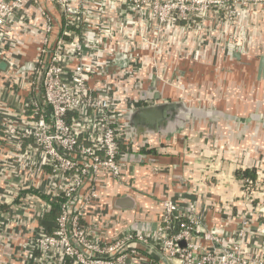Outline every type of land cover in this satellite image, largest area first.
Segmentation results:
<instances>
[{
	"label": "built area",
	"instance_id": "2783aa9c",
	"mask_svg": "<svg viewBox=\"0 0 264 264\" xmlns=\"http://www.w3.org/2000/svg\"><path fill=\"white\" fill-rule=\"evenodd\" d=\"M248 3L0 0V65H6L10 77L24 67L32 69L21 87L29 94L23 121L8 125L0 121V127L19 151L33 147L41 153L48 178L54 181L50 188L29 182L16 183L13 189L19 201L29 191L31 199L40 202L43 217L44 230L32 239L24 264H264V161L252 159L248 150L236 160L237 198L246 207H238L233 232L206 226L200 215L182 211L171 199L161 201L163 217L154 232L129 227L106 239L84 223L87 207L100 198L97 184L109 175L126 181L128 155L141 154L144 148L150 153L145 160L167 153L165 147L137 146L122 137V117L142 102L136 104L133 98L142 80L127 71L133 54L146 49L156 59L169 27L190 28L215 11L234 24L226 44L229 56H244L248 33L240 20L241 8ZM37 18L42 27L33 23ZM16 22L36 25L41 36L35 57L20 68L8 57L17 40L12 34ZM156 103L148 99L142 105ZM155 150L157 154H152ZM246 171L254 172L255 178L243 176ZM255 202L257 206L250 207ZM54 204L59 206L58 215L46 219Z\"/></svg>",
	"mask_w": 264,
	"mask_h": 264
},
{
	"label": "crops",
	"instance_id": "0c3cea01",
	"mask_svg": "<svg viewBox=\"0 0 264 264\" xmlns=\"http://www.w3.org/2000/svg\"><path fill=\"white\" fill-rule=\"evenodd\" d=\"M248 1V5L241 8L243 18L240 22L248 33L247 53L241 60L231 59L226 48L234 24L226 23L215 11L190 28L184 25L169 27L156 59L146 49L142 50L145 51L143 54H133L132 65L127 71L134 72L135 77L142 80L138 91L134 92L135 97L133 94L134 102L148 100L150 94L157 91L161 98L156 105L183 103L185 108L194 112V117L191 122L187 121L189 114H186L182 120L187 126L178 131H171L169 126L159 131L135 130L129 115L143 108L141 102L122 117L121 136L125 142L131 141L137 146L165 147L167 153L160 157L182 163L187 184H181L177 179L172 161L156 164L148 157L144 163H137L125 158L126 181L107 176L97 184L100 198L87 207L84 223L93 232L110 239L139 223L144 233L154 232L163 217V199L173 200L182 211L197 213L210 228L223 233L235 230L234 216L238 207H246L242 199L237 198L240 187L236 160L248 150L252 159L264 161V136H259L264 129L262 119L249 126L244 124L253 114L264 115V78L258 79L260 59L264 56V0ZM33 23L42 27L38 25V18ZM36 25L22 27L16 22L13 28L12 34L17 40L14 47L8 49V57L15 68L35 57V47L41 37ZM1 65L0 121L7 125L22 122L29 94L21 87L31 77L32 69L24 67L21 74L10 77L5 72L6 66L3 69ZM154 78L157 83L152 86ZM235 80L241 84L240 89ZM15 83L19 87H15ZM222 83L228 87L219 89ZM256 83V103L254 110H250L253 103L249 108L247 96L250 97L253 89L246 84ZM238 93L244 108L233 103L239 97ZM196 100H212L216 109L206 111L188 105ZM230 117L241 119L235 122L230 121ZM206 121L213 124L209 126ZM249 132L252 133L250 136ZM13 142L7 130L0 127V264H24L32 239L44 230L40 202L32 200L29 191L24 200L19 201L13 190L16 183L27 186L29 182L36 185L43 182L45 188L54 185V181L48 178L42 154L33 147L19 151ZM251 145L255 150H250ZM145 149L139 153L150 154ZM152 153L157 154V150ZM218 157H221L219 164ZM122 197H132L137 210L120 208L118 201ZM255 232L254 227L252 235Z\"/></svg>",
	"mask_w": 264,
	"mask_h": 264
},
{
	"label": "water",
	"instance_id": "95a60500",
	"mask_svg": "<svg viewBox=\"0 0 264 264\" xmlns=\"http://www.w3.org/2000/svg\"><path fill=\"white\" fill-rule=\"evenodd\" d=\"M234 59H238L241 60L243 56H241L240 54L236 53L234 54ZM5 64L3 63L1 65V67L4 69L5 68ZM264 78V56L261 57L260 59V64H259V71H258V79H263ZM152 86L155 85L156 82V78H154V80L152 81ZM39 87H41V83L39 85ZM143 96H146V94H142ZM161 98V94L159 92H154L152 95L150 94V97L148 99L152 100V101H159ZM183 110L185 111L187 114H189L188 116V120L190 121V119H192L194 117V112L192 110H189L187 108L184 107L183 103H165V104H155V105H151L148 107H143L141 109L136 110L135 112H133L131 115H129L130 118V123L132 125L133 128H135V130H161V128L163 127V129L167 128V123L168 120L171 117H175V120L177 119L176 117L179 116V112ZM255 118L253 120L248 119V122L251 121H260L258 115H254ZM145 155L143 154H134V155H128L127 156V160L128 161H135L137 163H144L145 161ZM150 161H152L153 163L156 164H162L163 161L164 162H170L172 160H165V158H162L160 156H150L149 157ZM173 164L174 170L178 173L177 174V179L181 182V184H187L186 180L183 177V170H182V163L174 160L171 162ZM118 206L122 209H129V210H137L135 201L132 197H122L121 199H119L118 201ZM132 230L135 231H142L143 227L141 225V223L137 224V226H133L131 227Z\"/></svg>",
	"mask_w": 264,
	"mask_h": 264
},
{
	"label": "rangeland",
	"instance_id": "374dc122",
	"mask_svg": "<svg viewBox=\"0 0 264 264\" xmlns=\"http://www.w3.org/2000/svg\"><path fill=\"white\" fill-rule=\"evenodd\" d=\"M255 79V78H254ZM253 79V80H254ZM230 82H232V81H230ZM235 82H236V84L238 83V86H237V88L238 89H240L241 87V84L239 83V81L238 80H235ZM235 82H234V84H235ZM254 83V82H253ZM247 86H249L248 88L249 89H253V91H252V93L250 94V97L249 96H247V95H245V96H247L248 97V107L250 108L251 106H252V104L251 103H253V107H252V109H250V110H254V106H255V103H256V98H257V90H258V87H257V83H256V85L255 84H250V85H248V84H246ZM226 87H228V85H225V84H220V86L218 87L219 89L221 88V89H225ZM237 89V90H238ZM239 91V90H238ZM240 92V91H239ZM241 93V92H240ZM240 93H238V95H239V97H237V99L236 100H233V103L235 104V105H239V106H242L243 108H244V103H242L243 101H242V98L240 97ZM212 101V100H211ZM211 101H209V100H205V101H194V102H189L188 103V105H190V107H192V108H197V109H206V111L207 110H211V109H216V107H215V105H213V103L211 102ZM218 108H220V107H218ZM191 122V121H190ZM206 123H208V125L210 126V123L211 124H213L212 122H210V121H206ZM263 123H264V115H263ZM253 133L256 135V132L255 131H253ZM252 133L251 132H249L248 133V135L250 136ZM259 136H264V129L261 131V133H259ZM255 145V144H254ZM264 149V148H263ZM250 150H255L254 148H253V146L251 145L250 146ZM263 153H264V151H263Z\"/></svg>",
	"mask_w": 264,
	"mask_h": 264
},
{
	"label": "trees",
	"instance_id": "16d2710c",
	"mask_svg": "<svg viewBox=\"0 0 264 264\" xmlns=\"http://www.w3.org/2000/svg\"><path fill=\"white\" fill-rule=\"evenodd\" d=\"M186 114L187 113L185 111L181 110L179 112V116L176 117L177 118L176 120H175V117L174 118L171 117L168 120L167 126L170 127L171 131H178V130L183 129V128H185L187 126L185 121L182 120L183 117L184 118L186 117ZM243 176L255 178V173L251 172V171H246V172H243ZM58 213H59V206L57 204H54V206L52 208V212L46 216V219H49V220L55 219L56 216L58 215Z\"/></svg>",
	"mask_w": 264,
	"mask_h": 264
},
{
	"label": "flooded vegetation",
	"instance_id": "af4514ba",
	"mask_svg": "<svg viewBox=\"0 0 264 264\" xmlns=\"http://www.w3.org/2000/svg\"><path fill=\"white\" fill-rule=\"evenodd\" d=\"M254 115H257V114H253V115H251V116H249L248 118H247V120L248 119H250V120H253L254 118H255V116ZM258 117L260 118L259 120H261V124H263V126H264V123H263V115H258ZM240 117H230V121H240ZM248 122V121H247ZM256 122L257 121H251V122H248V123H244V124H246V126H249L250 124H256Z\"/></svg>",
	"mask_w": 264,
	"mask_h": 264
}]
</instances>
